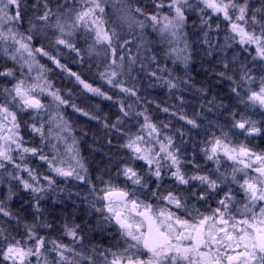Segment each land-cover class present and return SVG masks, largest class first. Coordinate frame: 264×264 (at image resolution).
Masks as SVG:
<instances>
[{"label":"snow or ice","instance_id":"6c2138e0","mask_svg":"<svg viewBox=\"0 0 264 264\" xmlns=\"http://www.w3.org/2000/svg\"><path fill=\"white\" fill-rule=\"evenodd\" d=\"M107 2L73 0L69 7L68 0H64L63 4L57 3L53 7L50 0H37L28 15L25 0H0V51L19 63L20 73L17 77L12 68L0 71V77H12L15 81L10 87L0 86V170L7 171L12 166L16 173H27V179L19 174L13 175V172H8V176L33 193V207L41 216L43 194L53 188L55 180L50 176H39L26 164L17 163L14 153L18 154L20 161H24L26 155L37 157L57 176L84 181L85 175L80 173L86 172V169L76 156L72 159L80 171L70 165L62 166L64 160L60 158L57 147L64 140L60 133H70L71 128L59 109L69 105L85 116L89 113L63 98L60 89L47 79L48 70L35 57H47L57 68L75 78L86 92L108 100L112 97L71 71L60 59L46 51L44 45L33 47L34 37L49 39V43H54L57 48L63 46L81 63L85 56L105 57L107 62L99 73L100 77L121 92L136 96V89L126 87L125 81L119 77L126 71L131 72L137 58L130 56L128 68L125 69L124 56H117V50H130L128 46L133 45L139 55L143 48L148 53V59L156 62V55L151 53L143 36L145 28L150 27L162 37H167L168 44L183 42L184 47L180 51L188 53L184 56L187 64L191 55L185 32L188 21L186 12L198 8L203 28L213 30L212 15L226 23L228 34L224 37V48L230 46L227 41L231 40L245 50L255 51L253 61L259 60L258 68L240 64L235 75L226 78L232 83L231 92L239 102L248 107H258L260 115L264 117V0H198L195 5L189 0H154L151 12L138 5H126L121 10L118 23H109L105 19ZM165 8L169 10L168 14L162 12ZM209 12L211 15H208ZM25 23L28 26L21 31ZM118 27L121 30L118 31ZM219 28V24H216L215 30L219 31ZM81 30L85 37L84 48L78 47L72 39ZM49 33L52 38H49ZM204 36V42L211 50L213 46L207 39L208 32ZM89 39L91 43H88ZM176 51V48L169 49V53ZM232 60H236V57H232ZM222 63L226 70L231 71L229 61ZM158 70L167 71L159 69V66ZM33 71L36 72L34 77L31 75ZM150 75L163 79L169 89H177L181 83H188L177 78L157 77V71H152ZM219 75L225 77V72ZM43 96L50 97L51 103H43L40 98ZM208 104L219 107L213 101H208ZM53 106L55 112L50 111ZM120 108L124 116L129 115L124 110L123 102H120ZM29 110L33 114L31 119L34 122L31 124L22 118ZM207 110L211 111L210 108ZM163 111L167 112L168 108ZM137 115L143 116L141 129L147 130L149 139L142 135L129 136L124 147L129 149L131 161L145 162L147 172L141 173L125 164L118 175L130 182L131 190L116 188L110 182L99 190L93 185L90 190L95 200L101 203L99 208L92 203V208L101 213L106 221L118 226L120 240L112 248L94 247L91 254L85 255L77 251L85 239L80 234V225H63L62 237L71 238L70 243H64L63 238L52 239L41 235V230L51 229L52 223L34 214L32 222L24 225V232L18 233L19 239L0 227L2 264H264V150L257 152L243 144L233 146L229 134L221 128L219 136L212 135L209 141L211 147L203 150L207 160L215 162V178L199 174V165H195V173H187L182 167L181 150L172 137L165 134L161 140V129L151 122L149 116L144 113ZM236 116L240 118L236 119ZM232 117L233 129L241 130L246 136L264 135V130L258 126L264 125V119L256 121L241 113H232ZM181 119H186L194 128L200 127L194 119L184 116ZM53 126L57 129L56 134H53ZM22 127L29 128L40 137L39 147L27 146ZM111 127L116 128L117 125L112 124ZM45 146L50 147L51 156L44 153ZM221 155L234 162L231 181L238 186L242 199L237 200L229 189L223 192L222 198L217 201L219 206L211 210V215H205L196 202L206 203L218 189L223 191L221 185L229 179L219 172ZM165 169L170 170L167 174L177 190L165 189L161 193ZM238 173L243 174L240 179H237ZM41 180L46 185L41 184ZM150 181L154 182V187ZM194 181L203 187L197 191L191 187ZM13 195L9 190L6 200H11ZM141 196L156 199V204L141 199ZM6 200H0V216L18 222V217L8 210ZM178 212H183L186 218H182ZM142 256L147 258L142 259Z\"/></svg>","mask_w":264,"mask_h":264},{"label":"rangeland","instance_id":"374dc122","mask_svg":"<svg viewBox=\"0 0 264 264\" xmlns=\"http://www.w3.org/2000/svg\"><path fill=\"white\" fill-rule=\"evenodd\" d=\"M56 1L57 0L50 1V5L54 7L55 4L58 3ZM130 1L131 0H108L106 7H105V12H106L105 19L108 20L109 23H111L112 21H117V23H118V18L122 15L121 10L124 9L126 5H132ZM197 2H198V0H189V3H192L193 5H195ZM25 3L28 6V15H30L31 9L33 8L34 5L37 4V0H25ZM63 3H64V1L62 2V4ZM72 3H73V0H68V6L69 7H71ZM200 6L202 7V5H200ZM164 10H166V9H164ZM166 11L167 12H165V11H162V12L165 14H168L169 10H166ZM190 11H196L198 16H200L198 8H194L193 10H190ZM212 16L217 18L215 15H212ZM140 19H142V17H140ZM218 19L222 20V18H218ZM27 26H28L27 23H25L21 27V31H24V29L27 28ZM119 30H121L120 27H118V31ZM152 33H154V30H152L150 27H146L144 30V33H143L144 40L147 41L150 45L152 44L149 42L150 35ZM154 36H156V35L154 34ZM49 38H52L51 33H49ZM151 38H153V37L151 36ZM72 39L77 44L78 47H81V48L86 47L85 37H84L82 30L78 31L75 34V36L72 37ZM88 43H91L90 39L88 40ZM235 44H237V43L232 42V44L229 47H227L226 51L230 52L231 47ZM41 45H44L46 51H48L51 55H55L58 59H60L61 63L65 64L69 69H71V71L77 72L78 74H80L82 79H84L88 83L92 84L93 87L100 88L101 91L106 92L109 96L112 97V99L108 100L102 96H98V95H94L92 93L86 92L85 90H83L82 86L78 84V82L75 80V78L69 76L67 72H64L63 70L57 68L52 63V61H50L47 57H42V56L37 55L35 57L36 60H38L39 63L41 65H43L45 67V69L48 70L46 72L47 79L53 83L55 88L60 89L61 95L63 96L64 99L69 100L70 104L74 103L77 107L83 109L84 111H87V110L85 109L83 103H86L87 106H89V112L87 111L89 113L88 116L83 115L82 112L75 111L69 105L62 106L59 109V111L63 114L65 120L68 122V125L71 128V132L70 133H68V132L60 133L64 137V140H62L57 146L58 151L60 153V158L64 160V164L62 166L68 167L70 165L72 168H76V162H75V160L72 159L73 156H76L77 159H79L84 164L86 172H81L80 174L85 175V180L80 181V180L75 179V177L66 178V177L57 176L54 172H51V170L48 168V166L45 162L38 160L37 157H33L31 155H26L24 161H20L18 158V154L14 153V156H16L17 163L26 164L28 167L34 169L37 175H39V176H50L52 179H54L55 185L53 187H57L58 185L59 186L68 185L70 187L71 186H73V187L78 186L79 187V196H81V197H83V195L86 196V199H89L90 201L94 202L96 204V207L99 208V207H101V203L96 201L95 197L92 194H90V190H91V187L93 185L96 187L97 190L103 188L104 185L106 186V184H108L109 182L113 186H115L116 184L117 185L119 184V187L121 184H124L125 186H127L128 184L130 185V182L128 183V181H126L122 175H118L119 170L125 164H128L129 166L135 167L137 169V171H140L141 173H145V172H147V165L145 164L144 161H141V160L131 161L129 159L130 151H129V149L125 148L124 146L123 147L125 148V151L122 152L120 150V152H118V154H119L118 160L113 159L107 153V156H102L103 160L101 161V163H99V160H98L99 159L98 158L99 153L97 151L98 148H95L93 146L94 144L99 145V143H100L99 141H96L95 143L93 142V145L88 144V150L90 149L91 151L89 150L90 151V158L89 159L86 158V156L83 153L82 139L85 136L83 133L84 132L83 128H84V126H86V124H88V122H90V124L94 123L96 126H100V128L103 127V128H110L111 130H114L115 132H117L119 134L124 145L128 142L129 136L134 137L136 135H142V136H145V139H149L146 135L147 130L141 129V125L144 123V120H143V116L137 115L138 113H144L145 115L149 116L151 122L155 123L161 129V136H160L161 140H163V136L165 134L168 136H171L173 141H174V144L179 148H180V145H182L181 143H179L180 139H181V137H180L181 133H179L178 131L174 134L171 133V129L168 126V124L166 123L163 125V123L161 122V121L166 120V119L167 120L172 119L171 118L172 114L170 113V111H167V112L163 111V109L166 107L161 108L158 105H156V103L154 101L148 102V108L147 109H145V108L140 109L138 107L137 98L143 92V90H141L142 88L138 85L139 81H138L137 76H138L139 72L144 70L145 64H143V62H139V59L137 57L138 56L137 49L133 45L128 46V49H130V50L122 51V50L118 49L117 50V56H120V55L124 56L125 69L128 68L130 56H135L137 58L136 63L131 66L132 67L131 72L129 73L126 71V73L124 75L119 77V79H122L125 81L126 87H134L136 89V92H137L136 96H131V95H128L126 93L121 92L118 88H115V87L107 84L106 81L100 77L99 73L104 70V66L107 62L105 57L93 56V58L95 59L94 63L91 62V59H87L85 57L84 60L87 63L85 65H83L82 63H78L80 61L75 58V55L73 53H71L70 50L65 49L63 46H59L57 48V46L54 43H49V39H46L44 37H34L33 47H39ZM141 50H142V48H141ZM98 51H100V49H98ZM245 52L247 53L248 56H252V57L256 56L255 51L252 49H247ZM172 53L174 54L175 52H172ZM179 54H180L179 56H177V57L175 56L176 64L181 63L184 67H188L190 64H192V62H193L192 56L187 61V64H186L185 60H184V56H185L184 53L181 52ZM166 55H167V57L171 56V55H169V52H167ZM25 58H27L26 54H25ZM257 61H259V60H257ZM156 62H152L153 65L157 66V67L155 66L156 67L155 69L158 68V64ZM8 68H12L17 77L20 76L19 63L12 61L11 59L8 58L7 55L4 54L3 51H0V71H3V70L8 69ZM159 69H160V67H159ZM170 74H172V73H170ZM31 75L34 77L36 75V72L33 71L31 73ZM165 75L169 77V72H165ZM153 78H155V77H153ZM136 81H137V84H136ZM14 82L15 81L13 80L12 77H8V78L0 77V86L10 87L11 84ZM27 82H29V81H26V83ZM197 89L199 90L198 87H197ZM75 90H76V92H80L83 95H82V97L73 99V101H72V100H70L69 95H72L73 92L75 93ZM200 92H202V91H200ZM73 96L75 97V95H73ZM79 96H80V94L78 95V97ZM40 98H41L42 102L45 104L51 103L50 97L43 96ZM93 99H95L97 101H94ZM88 100H90V101L93 100L94 103L88 104ZM82 101H83V103H82ZM99 102H101V103H108V102L117 103L116 106L118 107L117 110L119 112L118 113L119 116L118 115H116V116H118L119 120L117 119L115 122H112L111 119H107L106 117H103L102 109H106V108L102 107L99 104ZM120 102H123V104L125 106L124 110L127 111L129 113V115H127V116L123 115L121 108H120ZM128 103H129V105H127ZM189 104H191V102H189ZM237 104L239 106H241V109H240L242 111L241 114L249 116V117H251V119L256 120V121H261L262 119H264V117H262L260 115V109L258 107H256V108L248 107L247 105L241 104L238 99H237ZM129 106H131V107L129 108ZM50 111L55 112L56 111L55 107L53 106L52 108H50ZM184 111L182 113V115L184 117H186L187 119H193V114L188 113L189 116H186V111L185 112ZM157 113H158V115H157ZM210 114H211V112H210ZM32 115L33 114L31 112V110H29V112L24 114L22 118L24 120H26L29 124H31L34 122L31 119ZM156 116L160 117V119H157ZM18 117H19V114H18ZM92 117H97V119H93ZM122 117H124V120L122 122V124L124 125V130L121 127L123 125L120 124V122L122 121ZM43 118L45 120L47 119L46 116H44ZM109 120H111V122H112L111 124H110ZM173 121H175V120H173ZM177 123H179V126L182 128L183 127H188L189 129L193 128V130H195V131H198V128H199V127L194 128L192 125L188 124L186 119H179V120H177ZM106 124L108 125L107 127L105 126ZM112 124H116L117 127L112 128L111 127ZM229 125L230 126H228V125L217 126V124L215 122H213L212 126H214L216 128L215 131L217 130V134H215V135L219 136L220 135V129L222 128L225 132H227L229 134V137L231 138V140L233 142V146H238V145L243 144V145L249 147L250 149H252L254 151L260 152L257 150L258 146L256 144V141L253 140V138H257V136H246V135L241 133V130L233 129L231 127V124H229ZM209 126H210V124H209ZM258 126H260V125H258ZM47 127L48 126L46 125V131H47ZM100 128L97 127L98 130H100ZM200 128H201V126H200ZM117 129H119V130H117ZM198 132H200V130ZM56 133H57V129L53 126V134H56ZM197 134L202 135L201 132L197 133ZM22 135H24L25 140L28 142L27 146H31V147H39L40 146V143H41L40 137L37 134L32 133L29 128H23L22 127ZM188 139H190V138L182 139L181 142L183 140H188ZM210 140H211L210 136H206L205 138H203V140H202L203 146L201 148L202 153H205L203 151L204 149L211 147V144L209 143ZM184 144H185V141H183V145ZM123 147H122V150H123ZM180 150H182V149L180 148ZM44 153L51 156L52 152H51L50 147L45 146L44 147ZM119 161H121V162L119 163ZM117 162H118V164H117ZM98 163L101 164L102 169H99L101 167H98ZM233 166H234L233 161L228 160L221 155L219 172L224 173L229 178L228 181L226 182V184H224V185L237 186L234 182L231 181V170H232ZM95 170H97V171H95ZM76 171H80L79 168H76ZM167 171H168V169L164 170L165 173H167ZM8 172H13V175L19 174V175L23 176L25 179L28 178L27 173H25V172L16 173L12 166H9L7 171L0 170V200H6V197L9 193V190H11V192L14 193V195L12 196L11 200H6V206H7L8 210L12 211L13 214L15 216H17L19 219L20 216L17 214L16 209H13L12 207L15 206V208H16V205L17 206H18V204L22 205V203H23L25 208L27 209L28 213H31V211L32 212L35 211V213H36V209L33 207V202L23 200V197L27 198V197H25L23 191L25 192V194L32 195L33 193L30 190H25L22 187V185L19 184L18 181L11 179L8 176ZM242 175H243L242 173H238L237 179H240V176H242ZM114 181L116 182V184H114ZM163 183L164 182L162 180L161 185ZM41 184L46 185V182L41 180ZM150 185H151V181H150ZM115 187H117V186H115ZM59 190L60 189H58V191ZM58 194H59V192H58ZM68 195L76 196L77 193L74 190L72 192L71 188H70V192L68 193ZM143 198L145 200H147V198L145 196ZM154 204H156V203H154ZM161 207H162V204H161ZM30 208H31V211L29 210ZM39 215L40 214H37V216H39ZM85 217H87L89 220L87 222V224H89V222L92 219H94V221H96V224H98V223L101 224L102 219H103L102 214L95 211V209L92 208V206L90 208L89 213H87L85 215ZM0 227L5 228L9 232H11L12 234L15 233L14 235L18 236L17 233L20 231L21 224H20L19 220L17 222V221L11 220L8 217L0 216Z\"/></svg>","mask_w":264,"mask_h":264},{"label":"trees","instance_id":"16d2710c","mask_svg":"<svg viewBox=\"0 0 264 264\" xmlns=\"http://www.w3.org/2000/svg\"><path fill=\"white\" fill-rule=\"evenodd\" d=\"M52 1V0H50ZM64 0H57L56 2L62 4ZM132 5H138L144 7L146 11H153L152 5L154 0H131ZM159 2V0H156ZM167 2V0H165ZM56 5V4H55ZM257 6H259L257 4ZM168 10L167 8H165ZM166 10H162L167 12ZM211 15L210 13H208ZM188 16L187 25L185 28V32L187 33V40L189 44L188 52L193 57V62L188 67H184L181 63L176 64L175 56H179L181 53L180 49L184 47L183 42H175L172 44L167 43V37H162L158 32L154 31L150 35L148 48L151 53L156 55V63L160 67L161 70L167 69V71H160L155 69L157 66L153 65L152 61L148 59V53L142 48L140 51V55H138L139 62H143L144 70L138 73V85L142 88L143 92L137 98L138 107L148 108V102L154 101L156 105L161 108H168V111L172 114V119L161 121L164 124H168L171 129V133H176L177 131L181 133L180 148L183 150L185 146L191 142V152L200 151L203 143L202 140L206 136L212 137L213 134H217V130L215 131V127L212 126V123L215 122L217 126L228 125L232 122V113H241V106L237 104V97L232 94L231 88L233 87L232 83L226 78L227 76H234L235 73L239 69L240 64H247L249 67L258 68L260 66L259 61H253L252 56H248L245 52L244 48H241L238 44H235L231 47V51H226L227 48H224L223 45L226 43L224 37L228 34L226 29L227 25L224 21L215 18L212 16L211 23L213 24V30L209 31L207 28H203L200 24V16H198L196 11H188L186 12ZM219 24V31L215 30V25ZM208 32L207 39L212 44V49H209V45L205 44V36L204 33ZM154 34L157 36H154ZM151 36L153 38H151ZM159 37V38H158ZM229 45L232 44V41H227ZM170 48H176L177 51L173 53H169L170 57H167L166 53L169 52ZM124 51V50H123ZM209 51L211 54H209ZM184 53V52H183ZM188 53H184L187 55ZM143 56V57H142ZM87 59H91V62L94 63L95 59L89 58L85 56ZM84 57V58H85ZM142 57V58H141ZM232 57H236V60H232ZM76 58V56H75ZM141 58V59H140ZM77 59V58H76ZM222 61H229L231 71L226 70L223 67ZM81 63V62H78ZM87 62L84 60L82 63L85 65ZM153 65V66H152ZM156 66V67H155ZM148 67V68H147ZM152 71H157V77H164L167 79L177 78L181 81L187 80L188 83H181L180 87L177 89H169L168 85L164 82L163 79L153 78L150 73ZM165 72L172 73L171 75L166 76ZM225 72V77H221L219 73ZM56 75V74H55ZM60 75V74H59ZM137 84V81H136ZM202 89L205 91L200 92ZM80 96L78 97V95ZM143 94V95H142ZM69 95V94H68ZM75 95V97L73 96ZM82 93L73 92L72 95H69L70 100L82 97ZM183 98L182 100L180 98ZM91 99V98H90ZM84 100V99H83ZM94 101H97L93 99ZM88 100V104L94 103ZM191 104H189V102ZM208 101H213L215 105H219V107H213L211 104H208ZM83 103V101H82ZM99 104L106 109H102L103 117L107 119H111L112 122H115L118 119V107L115 102L101 103ZM85 109L89 112V106L86 103H83ZM129 105V103L127 104ZM210 108L211 111L207 109ZM186 111V116H189L188 113L193 114V119L201 126L198 128V131L202 133V135H198L200 133L188 127H180L177 120L181 119L183 111ZM191 110V111H190ZM184 111V112H185ZM189 111V112H188ZM211 112V114H210ZM118 115V116H116ZM158 115V113H157ZM157 119L160 117L156 116ZM177 118V119H176ZM239 119V116L235 117ZM109 120L110 124L112 123ZM124 120L122 117L121 125ZM175 120V121H173ZM210 124V126H209ZM262 130H264V125H260ZM100 126H96L94 123L86 124L84 126V137L82 139V148L83 153L86 158H90V151L88 150V144L93 145V142L99 141L98 144H94L95 148H98L99 153V163L103 160L102 156H107V153L113 158L118 160L120 150L125 151L124 143L117 132L111 130L110 128L101 127L100 130L97 129ZM124 130V125L121 126ZM94 135V136H93ZM185 141L183 145L182 139ZM256 141L258 146L257 150H264V135H259L257 138L253 139ZM196 146L199 148L195 150ZM194 146V147H193ZM123 147V150H122ZM181 150V151H182ZM121 161H119L120 163ZM98 163L99 169H102L101 164ZM118 164V162H117ZM116 166V165H115ZM118 166V165H117ZM98 169V170H99ZM97 171V170H95ZM98 175V174H97ZM124 186V184H122ZM24 201H30L27 198L23 197ZM16 209L17 214L20 217H30L32 215L31 208L29 209L31 213H28L24 204L18 206L16 205L12 207ZM48 211V210H47ZM46 212V210H45ZM50 215L46 212V215ZM59 216H67V213L61 211L58 213Z\"/></svg>","mask_w":264,"mask_h":264},{"label":"flooded vegetation","instance_id":"af4514ba","mask_svg":"<svg viewBox=\"0 0 264 264\" xmlns=\"http://www.w3.org/2000/svg\"><path fill=\"white\" fill-rule=\"evenodd\" d=\"M191 144L192 143L189 142L185 146V149L181 151V160L183 162L182 163L183 169L187 173H195L197 171V169L195 168V165H199L200 166L199 174H207V175L212 176V178H215V174H214L216 170L215 162L207 160L205 153L201 152V149H199L196 146L197 145L196 143L194 145L195 150L199 149L200 151L191 152L190 151L192 148ZM169 171L170 170H168L167 173ZM167 173H165V177L163 179L164 183L162 184V187L160 189L161 193H164L165 189L173 190V191L177 190L173 183L172 178ZM66 178H70V177H66ZM114 184H116L115 181H114ZM115 186H117L116 188L131 190L130 185H127L124 187H121L120 185L119 187V184L118 185L116 184ZM151 186L154 187L153 181H151ZM191 187L195 188L198 191L199 188L203 186L199 185L198 181H194V182H191ZM70 188L72 192L74 190L77 193L76 196L68 195V193L70 192ZM221 188L223 189V191H220L218 189L216 194H211L209 196L206 203L196 202V206L205 215H211V210L219 206L217 204V201L220 198H222L223 192H226L229 189H231L232 194L236 197L237 200L242 199L241 195L239 194L238 186L221 185ZM58 189L60 190L58 191ZM182 189H183V186L181 187L180 190L182 191ZM23 193L25 197L28 198V200L33 202V194L32 195L25 194L24 191ZM43 195H44V200L41 201V209L43 211V215L37 216V214H40V213H37V212L35 213V211H33L30 217H27V216L19 217L18 220L21 224L20 231L18 232L19 234H22L24 232V225L26 223H31L33 220V215L35 214L37 218L46 219L48 222L52 223L51 229L41 230L40 234L50 236L52 239L63 238L64 243H70L71 238L67 236L62 237L63 225L65 223H68L69 226H71V224L73 223L80 225V229H81L80 234L84 236L85 239H84L83 245L78 247L77 251H82L85 255L91 254V249L94 247L112 248L113 245H115L116 242L120 240L118 226L115 223H110L103 218L101 224L100 223L96 224V221H94V219H92L89 222V224H87L89 220L87 217H85V215L89 213L91 204L94 202L90 201L89 199H86V196L84 195L83 197L79 196L78 186L70 187L68 185H65V186L58 185L57 187H53L51 190L47 191ZM143 197L144 196H141V199H144ZM145 197L147 198V200H150V202H152L153 204L156 203V199L147 197V196ZM161 204L163 207L164 206L163 202H161ZM45 210L47 213L50 214L49 216L48 214L46 215ZM61 211L67 213V216H59L58 213H60ZM178 215H181L182 218H186L184 217L183 212H178ZM17 238L19 239L20 236L18 235ZM141 258L146 259L147 257L142 256ZM0 264H2V261H0Z\"/></svg>","mask_w":264,"mask_h":264}]
</instances>
